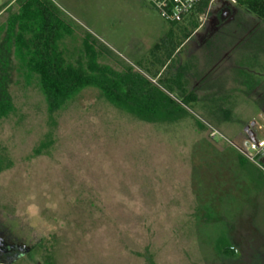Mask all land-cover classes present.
<instances>
[{
  "label": "rangeland",
  "instance_id": "obj_1",
  "mask_svg": "<svg viewBox=\"0 0 264 264\" xmlns=\"http://www.w3.org/2000/svg\"><path fill=\"white\" fill-rule=\"evenodd\" d=\"M50 1L53 54L153 108L93 85L56 98L29 49L38 11L0 0V237L21 247L0 264H221L241 232L264 249V173L238 151L246 127L264 137V19L214 0L157 61L171 26L144 0Z\"/></svg>",
  "mask_w": 264,
  "mask_h": 264
},
{
  "label": "trees",
  "instance_id": "obj_2",
  "mask_svg": "<svg viewBox=\"0 0 264 264\" xmlns=\"http://www.w3.org/2000/svg\"><path fill=\"white\" fill-rule=\"evenodd\" d=\"M29 1L40 15V31L36 34L29 49L33 52V57H38V64L45 76L48 88L56 98H69L81 87L85 85H93L100 88L109 100L122 104L123 107L127 108L129 113L139 117L148 116L150 114L149 109L153 108L152 104L149 106L148 104H141L136 98L130 95V92H127V90H123L119 93V86L114 80L108 79L103 75H88L84 70L78 72H74L73 70L70 71L68 65L66 66L61 59L53 54L55 40L60 25V21L54 10L55 5L50 0ZM209 2L210 0H203L197 5L192 13L180 22L169 23L171 26L170 30L165 36L156 42L151 51V54L153 55L152 57L157 61L160 60L159 57H163L164 60L169 58L190 36L191 30L194 28L198 17L205 12ZM235 5L241 6L246 12L253 13L264 19V0H239ZM157 71L158 70L155 72ZM70 72L75 73V75ZM1 82L2 80L0 81V107H7L9 102L7 100L8 98H6L7 96L5 92L1 91L2 87H4ZM165 97H167L168 100ZM165 97L160 99L151 97L146 100L153 101L158 109V106H161L160 108L165 107V109L172 107L171 98H169V96ZM164 104L165 106L163 107L162 105ZM250 228V231L254 235V226H251ZM244 233V236L242 232L237 235L240 242L235 239L231 240V243L227 238V243L218 250L221 264H247L244 257L247 252L244 251L240 245L248 244L253 247L251 248L250 253L255 264L263 263V260H256V258H261V255L264 254V249H261V246L258 248L252 237V242L247 240L248 234H246V232ZM233 243H235V245Z\"/></svg>",
  "mask_w": 264,
  "mask_h": 264
},
{
  "label": "built area",
  "instance_id": "obj_3",
  "mask_svg": "<svg viewBox=\"0 0 264 264\" xmlns=\"http://www.w3.org/2000/svg\"><path fill=\"white\" fill-rule=\"evenodd\" d=\"M156 13L168 23L180 22L203 0H144ZM214 1L210 0L209 4ZM235 4L239 0H220ZM204 14V13H203ZM201 14L200 16H202ZM264 130V122L261 125ZM238 151L252 164L264 173V137L256 139L252 133L243 142Z\"/></svg>",
  "mask_w": 264,
  "mask_h": 264
},
{
  "label": "flooded vegetation",
  "instance_id": "obj_4",
  "mask_svg": "<svg viewBox=\"0 0 264 264\" xmlns=\"http://www.w3.org/2000/svg\"><path fill=\"white\" fill-rule=\"evenodd\" d=\"M17 248H19L18 245L7 243L0 237V258L8 256L11 251H14Z\"/></svg>",
  "mask_w": 264,
  "mask_h": 264
},
{
  "label": "water",
  "instance_id": "obj_5",
  "mask_svg": "<svg viewBox=\"0 0 264 264\" xmlns=\"http://www.w3.org/2000/svg\"><path fill=\"white\" fill-rule=\"evenodd\" d=\"M229 17V10L227 8L222 9L220 16H219V21H224V20H228ZM253 123V122H252ZM249 127H246V131H247V135L248 137H250L252 135V131L248 130ZM19 249H21V247H19Z\"/></svg>",
  "mask_w": 264,
  "mask_h": 264
},
{
  "label": "crops",
  "instance_id": "obj_6",
  "mask_svg": "<svg viewBox=\"0 0 264 264\" xmlns=\"http://www.w3.org/2000/svg\"><path fill=\"white\" fill-rule=\"evenodd\" d=\"M6 1H7V2H12L13 0H3V2H6ZM7 4H9V3H7ZM263 102H264V101H263ZM261 113H264V107L262 108ZM252 122H253V121H252ZM252 122H251V123H252ZM252 133H253V132H252ZM255 167H256V166H255Z\"/></svg>",
  "mask_w": 264,
  "mask_h": 264
}]
</instances>
